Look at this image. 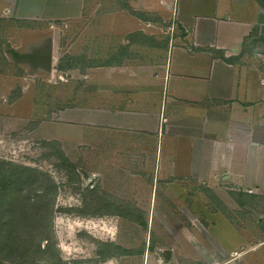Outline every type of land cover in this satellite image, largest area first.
I'll return each mask as SVG.
<instances>
[{
	"label": "rangeland",
	"instance_id": "374dc122",
	"mask_svg": "<svg viewBox=\"0 0 264 264\" xmlns=\"http://www.w3.org/2000/svg\"><path fill=\"white\" fill-rule=\"evenodd\" d=\"M121 2L85 0L76 17L53 19L0 4V182L11 179L0 232L34 239L27 264H144L147 253L151 264H250L264 240V198L227 180L218 197L178 172L107 171L104 149L98 159L73 131L63 139L75 91L88 88L74 86L69 66L105 56L106 10Z\"/></svg>",
	"mask_w": 264,
	"mask_h": 264
},
{
	"label": "crops",
	"instance_id": "0c3cea01",
	"mask_svg": "<svg viewBox=\"0 0 264 264\" xmlns=\"http://www.w3.org/2000/svg\"><path fill=\"white\" fill-rule=\"evenodd\" d=\"M12 1L0 4L10 9ZM40 1L12 9L53 19L76 17L85 3ZM121 4L106 10L105 56L69 66L74 86L88 88L75 91L63 139L73 131L98 159L104 149L107 171L178 172L218 197L227 180L264 198V0ZM260 242L250 264H264Z\"/></svg>",
	"mask_w": 264,
	"mask_h": 264
},
{
	"label": "trees",
	"instance_id": "16d2710c",
	"mask_svg": "<svg viewBox=\"0 0 264 264\" xmlns=\"http://www.w3.org/2000/svg\"><path fill=\"white\" fill-rule=\"evenodd\" d=\"M12 181H15V179H12ZM11 182V179L9 177H5L4 180L0 182V192L5 193V191L8 190L9 183ZM10 205V203L5 204ZM2 215V214H1ZM32 217L28 219H23L21 223V227H27L30 222H32ZM3 224H7V222H3ZM16 233H9L7 232H0V264H27V261L29 259V254L33 250L34 247V239H27L23 236L26 234V232H17ZM44 240L47 241V246H45L42 249V243L37 245L39 250H46L48 247V243L50 242L49 238L46 236ZM113 245V244H112ZM116 248V247H115ZM119 248V247H118ZM120 249V248H119ZM111 251V250H109ZM16 256L17 258L15 260H12L11 257Z\"/></svg>",
	"mask_w": 264,
	"mask_h": 264
},
{
	"label": "built area",
	"instance_id": "2783aa9c",
	"mask_svg": "<svg viewBox=\"0 0 264 264\" xmlns=\"http://www.w3.org/2000/svg\"><path fill=\"white\" fill-rule=\"evenodd\" d=\"M148 260H150L149 259V255H148V253L145 255V259H144V264H151V263H149L148 262ZM164 263V261H162V260H160V261H158V264H163ZM165 264H167V263H165Z\"/></svg>",
	"mask_w": 264,
	"mask_h": 264
}]
</instances>
